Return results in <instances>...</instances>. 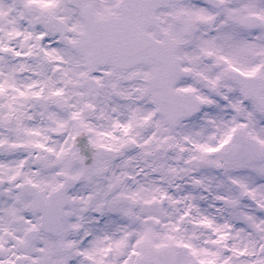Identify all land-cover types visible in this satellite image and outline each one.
<instances>
[{
    "label": "snow or ice",
    "instance_id": "6c2138e0",
    "mask_svg": "<svg viewBox=\"0 0 264 264\" xmlns=\"http://www.w3.org/2000/svg\"><path fill=\"white\" fill-rule=\"evenodd\" d=\"M0 264H264V0H0Z\"/></svg>",
    "mask_w": 264,
    "mask_h": 264
}]
</instances>
